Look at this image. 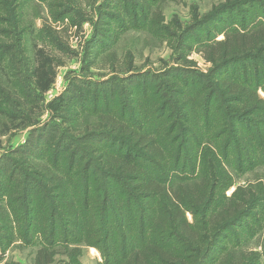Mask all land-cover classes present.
Segmentation results:
<instances>
[{"label": "rangeland", "instance_id": "1", "mask_svg": "<svg viewBox=\"0 0 264 264\" xmlns=\"http://www.w3.org/2000/svg\"><path fill=\"white\" fill-rule=\"evenodd\" d=\"M50 2L54 5L51 6ZM226 2L0 0V264H35L41 243H45V236L38 232V222L31 223L25 203L21 200V192L27 183L31 191V214L35 215L33 219L37 220L39 216L44 219L52 209L57 212L58 222L63 223L66 219L62 210L54 207L56 201L60 200L56 195L58 190L54 192L48 189L43 169L65 180L66 175L71 174V168L85 169L84 165H88L99 186L103 185L102 190H108L106 183L111 182L112 177L105 170L111 169L108 166L109 158L121 159V135L105 126L106 121L109 122L107 116H111L117 126L119 123L123 125L121 121L129 122L121 118V113L126 117L134 113L135 121L149 118L144 116L146 105L140 97L142 93L149 95L156 90L159 99L154 97L148 110L153 113L161 103L172 101L169 111L173 120L179 125L193 128L191 118H194V111L183 103L181 69L186 73L183 77L189 81H197V84L199 81H208L205 79L213 74V65L205 60L201 52L208 42V30L213 35L212 39L219 40L224 38L222 30L233 26L230 20L235 22L236 27H243V24L252 26L264 20L263 14H254L258 8H222ZM60 4L65 5V9L70 8V12L64 13ZM52 10L56 12L55 15L61 12V17L53 16ZM157 10L163 19L160 25L169 34L164 32L159 35L149 27L134 29L128 24L134 15L143 24L145 20L153 18ZM122 16L126 19L125 23L121 21ZM216 16L223 20L218 22ZM38 29L43 30L42 34ZM96 37L99 40L94 42ZM198 40L199 43H196ZM42 48L54 59L55 81L48 92L39 94L31 86L34 83L32 71L36 66V51ZM146 72L152 75L145 77ZM176 76H180L181 83L175 82ZM29 88L35 94H28ZM258 93L264 98V88H259ZM59 97L64 98L58 110H50V103L57 102ZM174 104L178 105L176 111L171 109ZM108 107L109 113L105 112ZM222 110L225 115L223 107ZM188 115L190 118L186 121ZM227 121L226 125H230L228 116ZM211 123H215L214 118ZM105 127L112 135L103 139L102 136L107 134ZM237 127L240 128L239 125ZM194 128L188 132L186 129L174 131L169 138L163 137L176 141L184 149L193 150V154L185 153L181 158V162L188 161V164L193 161V170L179 169L172 163L171 168L151 169L150 174L154 178L160 174L163 182L173 181L177 184L183 180L180 176L190 177L185 181L194 179L200 173L201 162L215 157L220 167L214 164V169L210 166L205 169L211 176H217L213 171L215 169L220 174L215 185V204L224 205L226 198L233 196L236 190L239 193L238 200L241 197L246 199L244 191L250 189L260 199L254 211L255 219H247L241 232L237 228L226 232L230 237L228 241L229 237L221 234L219 241L214 242L207 264H264V141L257 137L251 158L242 164L233 152L227 153L226 160L221 155L227 137L232 138L233 142L238 139L234 138L232 127H225L230 133L226 135L217 130L222 135V143L209 140L211 138L206 128ZM160 131L164 134L163 130ZM49 135L53 136L51 140H48ZM59 141L62 146L71 143L73 147L63 158H60L56 149ZM233 146L235 149L234 143ZM75 151L79 159L76 165L70 160L71 153ZM243 152L242 158L246 159L247 151ZM171 156L172 153L167 155V160L171 161ZM101 170L105 172L101 173ZM123 185L133 195V208L138 213L142 210L141 205H145V211L151 212L149 202L144 203L146 199L135 192L132 183L122 180ZM72 196L75 201L77 197L71 193ZM154 200L152 198V207L156 206ZM109 208L107 211L114 212L111 205ZM186 215L189 221L194 222L195 217L191 212ZM105 218L120 231V221L110 215ZM68 228L74 229L71 223ZM61 231L62 227L57 226V240L54 245L48 246L49 251L56 252L52 264H105L98 248L73 238L63 239ZM111 239L115 248L120 249L121 238L114 235ZM199 244L202 248L208 246L206 240H201ZM225 249L231 253H225ZM186 253L191 260L188 264H200L202 261V254L198 255L195 250Z\"/></svg>", "mask_w": 264, "mask_h": 264}, {"label": "trees", "instance_id": "2", "mask_svg": "<svg viewBox=\"0 0 264 264\" xmlns=\"http://www.w3.org/2000/svg\"><path fill=\"white\" fill-rule=\"evenodd\" d=\"M41 1L46 2V0ZM50 5L53 6L54 3L50 2ZM59 6L60 9H64V13L70 12V8L65 9V5L60 4ZM227 6L255 7L258 9L254 11V14L256 12V14L264 15V0H227L222 4V8ZM158 10L153 13V18L150 17L143 24L137 20V15H134L128 24L130 23V27L134 29L149 27L159 35L169 34L160 25L163 19ZM51 12L53 16L61 14L58 12L55 15L54 10ZM216 20L220 22L223 19H218L216 16ZM121 21L126 22L124 16L121 17ZM230 22L233 26L222 30L224 33L222 39H212L213 35L209 30L207 32L208 42L201 52L205 60L213 65V74L209 79H205L208 81L198 80L199 84H197V81H189L183 77L186 73L182 69L179 73L184 81V85H181L184 93L183 103L189 105L194 111V118H191L193 119L192 127H195V130H200L201 127L203 130L206 128L209 138H211L209 140L214 139L219 143H222L220 142L222 135L219 131L226 135L229 132L225 130V127H232L234 138L238 139L233 142L232 138L227 137L228 140L222 145L221 155L226 160L227 153L233 152L237 155L239 162L244 164L251 158L253 143L257 137L264 141V98L260 97L258 93L259 88H264V20H260L252 26L243 24V27L234 26L233 20ZM47 29L52 30L49 27ZM40 32L42 34L43 30ZM97 38L94 39V42L99 40ZM212 40L215 41L210 42ZM35 56L36 66L32 71L34 83L30 81L31 84L33 83L31 87L35 93L44 94L51 89L55 81L54 59L43 48L38 49ZM148 73L146 72L145 77L152 75ZM130 76L132 77V75ZM180 76H176L179 77L177 80L175 77V82L181 83ZM154 77L156 78V76ZM190 82L193 84L190 85ZM0 92L2 91L0 90ZM35 93L31 92V88L28 89V94ZM155 93L156 90L150 92L149 95L142 93L140 97L141 102L146 105L144 116H149L143 121L139 118L136 121L133 120L134 113L129 117L121 113V118L127 119L129 122L121 121L124 122L123 125L119 123L117 126L111 116H107L109 122L106 121L105 126L121 135L119 144L121 159H108V166L111 169L105 171L108 170L112 180L106 183L108 186L106 192L102 190L103 185L99 186L88 165H84L85 169L71 168V174L66 175L67 179L65 178V180L61 176L58 178L51 171L43 169L48 189L51 188L54 192L60 191L56 193L60 200L56 201L54 207L62 210L63 216L66 218L63 223L56 219L54 209L50 210V217L46 216L43 219L39 216L37 220L33 219L35 215L31 214L30 187L28 183L24 186L23 192H21L22 198H20L25 203L27 217L30 218L31 223L38 222V232L45 236V243H41L35 264H52L54 262L56 252L49 251L48 246L54 245L57 240V226L62 227L63 239L73 238L98 248L104 257L105 264H188L191 260L186 252H191V250H195L200 256L202 254L200 264H207L208 258H211L214 242L219 241L221 234L228 238L229 233H225L231 228H237L241 232L246 226L247 219H255L254 211L259 206L258 199L260 197L252 193L251 189L247 192L244 191L247 195L246 199L241 197L238 200L239 193L236 190L233 196L226 198L227 202L224 205L215 204V185L220 174L217 169L213 170L217 176H211L205 171V169H209V166L214 169V164L220 167V162H217L215 157L212 158L213 160L208 161L207 159L205 163L201 162L200 173L194 179L185 181L190 177L180 176L183 180L177 184L173 181L163 182L160 174L155 178L151 175L152 173L150 174L151 169H169L172 167V163H174V167L186 170L187 168L193 170L195 166L192 164L193 161L189 163L191 165L187 163L188 161L181 162L183 154H193L192 149L189 151L188 148L184 149V146L177 145L176 141L163 138L164 136L169 138L174 131L186 129L188 132L193 128L179 125L173 120L169 111L173 104L172 101L161 103L151 113L148 110L151 106L150 101L154 97L159 99ZM63 98L59 97L58 103H50V110H58ZM222 107L225 109V115ZM171 109L172 111L178 110V105L174 104ZM109 110L108 107L105 112L109 113ZM136 112L139 114V111ZM102 116L101 118L104 119ZM227 116L230 119V125H226ZM186 118L188 121L189 115ZM213 118L215 119L214 124L211 123ZM129 124H134V126L131 127ZM152 124V127H148ZM108 129H106L107 134L102 136L103 139L112 135ZM211 129L212 131H210ZM160 130H163L164 134ZM52 137L49 135L48 140H51ZM63 146L61 141L57 143L56 149L60 158H63L73 148L71 143H66ZM243 150L247 151L246 159L242 158ZM170 153H172L171 161L167 160V155ZM70 156L71 163L76 165L79 161L77 152L71 153ZM102 171L104 170L100 172L102 173ZM122 180L132 183V187L134 190L136 189L135 192L146 199L144 203L148 204L149 202L151 212L145 211V205H141L142 210L140 209L139 213L133 208V195L125 185L121 186ZM66 182H68L71 191ZM71 193L77 197L75 201L73 196L71 197ZM152 198L156 199L154 200L155 207H152ZM109 205L114 212L107 211L110 209ZM213 208L217 211L213 212ZM187 212L194 215V222L188 220ZM106 215L113 216L120 221L119 232L116 230L118 227H112V224L106 220ZM80 221L83 223L81 224ZM69 223L74 227V232L68 228ZM72 233L73 237L70 236ZM114 235L121 238L120 249L115 248L112 243L111 237ZM229 239L230 237L227 241ZM201 240H206L208 246L202 248L199 244ZM224 252L231 253L226 249Z\"/></svg>", "mask_w": 264, "mask_h": 264}, {"label": "crops", "instance_id": "3", "mask_svg": "<svg viewBox=\"0 0 264 264\" xmlns=\"http://www.w3.org/2000/svg\"><path fill=\"white\" fill-rule=\"evenodd\" d=\"M40 28H43V26L42 27H40ZM41 29H38V31H40ZM98 250V249H97ZM98 252H99V250H98ZM100 253H98L97 255H99ZM99 257V256H98Z\"/></svg>", "mask_w": 264, "mask_h": 264}]
</instances>
